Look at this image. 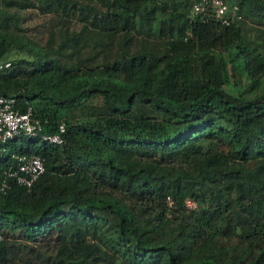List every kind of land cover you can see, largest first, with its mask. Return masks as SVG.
I'll list each match as a JSON object with an SVG mask.
<instances>
[{"label":"trees","instance_id":"obj_1","mask_svg":"<svg viewBox=\"0 0 264 264\" xmlns=\"http://www.w3.org/2000/svg\"><path fill=\"white\" fill-rule=\"evenodd\" d=\"M192 1L0 0V93L42 125L0 150V264H264V0ZM17 154L44 172L1 187Z\"/></svg>","mask_w":264,"mask_h":264},{"label":"built area","instance_id":"obj_2","mask_svg":"<svg viewBox=\"0 0 264 264\" xmlns=\"http://www.w3.org/2000/svg\"><path fill=\"white\" fill-rule=\"evenodd\" d=\"M199 14L207 20H215L228 25L242 19L236 3L225 0H193L189 16L194 17ZM10 65L9 60L0 61V70ZM16 98L13 95L0 93V150L3 145L17 135H36L42 125L39 119L32 116V108L28 106L25 111L19 110L16 106ZM64 123L60 122L58 128L53 133H43V139L51 143L61 144L64 141ZM16 164L8 166L3 170V180L1 187H5L9 179H14L18 184L27 188L31 187L35 180L44 172L45 166L43 158L37 154L29 156L17 154ZM188 206H194L190 199L186 200Z\"/></svg>","mask_w":264,"mask_h":264},{"label":"rangeland","instance_id":"obj_3","mask_svg":"<svg viewBox=\"0 0 264 264\" xmlns=\"http://www.w3.org/2000/svg\"><path fill=\"white\" fill-rule=\"evenodd\" d=\"M31 10L32 7H30ZM30 10V9H29ZM34 18H36V15H32L30 16L26 21H25V24H29L30 20L32 19V21L34 20ZM76 23V21L73 20L72 24ZM56 42H57V36H56V33H55V30H53L49 36H48V42H47V46L48 48H54L55 45H56ZM108 42H109V36L106 38V45H105V53L107 52V48H108ZM230 75H231V80L237 85L239 86L241 89H246L247 88V84H248V81L247 79L245 78V74L243 72H240L239 71V68L238 66L235 64V65H232L231 66V69H230ZM20 248H23L22 246H20ZM28 249H30L29 251L30 252H34V255L37 253V250H47V253H50L51 250L49 248H47L46 246H39V245H36L34 246L33 248H30L28 247ZM27 249V250H28ZM42 253V252H41ZM52 253V252H51ZM48 256L50 257V254H48ZM18 262L20 264H22L23 262V259L19 258V255L16 256Z\"/></svg>","mask_w":264,"mask_h":264}]
</instances>
